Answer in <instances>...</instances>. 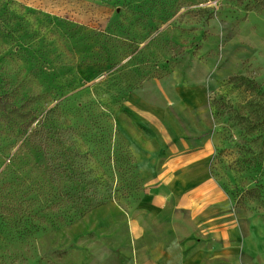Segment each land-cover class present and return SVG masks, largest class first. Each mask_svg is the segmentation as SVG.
<instances>
[{
  "label": "rangeland",
  "instance_id": "374dc122",
  "mask_svg": "<svg viewBox=\"0 0 264 264\" xmlns=\"http://www.w3.org/2000/svg\"><path fill=\"white\" fill-rule=\"evenodd\" d=\"M200 83L210 92L212 174L241 222L236 264H264V0H0V97L36 99L39 119L68 102L46 122L51 160L82 182L90 209L110 205L116 220L77 238L70 229L83 217L0 237V264H122L145 183L121 109L138 94L179 112L176 89Z\"/></svg>",
  "mask_w": 264,
  "mask_h": 264
},
{
  "label": "crops",
  "instance_id": "0c3cea01",
  "mask_svg": "<svg viewBox=\"0 0 264 264\" xmlns=\"http://www.w3.org/2000/svg\"><path fill=\"white\" fill-rule=\"evenodd\" d=\"M179 112L132 94L121 112L134 129L131 146L145 192L127 217L129 254L122 264H236L243 245L234 203L212 174L215 141L208 87L180 86ZM110 205L72 225L73 238L109 230Z\"/></svg>",
  "mask_w": 264,
  "mask_h": 264
},
{
  "label": "trees",
  "instance_id": "16d2710c",
  "mask_svg": "<svg viewBox=\"0 0 264 264\" xmlns=\"http://www.w3.org/2000/svg\"><path fill=\"white\" fill-rule=\"evenodd\" d=\"M35 103L31 99L17 106L14 100L0 97V237H27L44 225L56 230L92 210L80 191L82 182L67 180L65 171L51 160V128L46 122L55 111L68 112V102H59L41 119ZM82 109L84 104L78 107ZM104 116L111 122V115ZM30 128V135L23 138ZM106 130L103 142L112 134L109 124Z\"/></svg>",
  "mask_w": 264,
  "mask_h": 264
}]
</instances>
